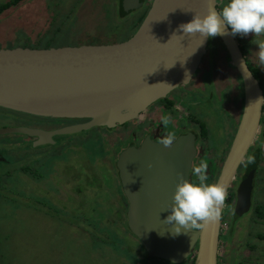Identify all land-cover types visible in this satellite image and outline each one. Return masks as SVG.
<instances>
[{
  "label": "water",
  "instance_id": "95a60500",
  "mask_svg": "<svg viewBox=\"0 0 264 264\" xmlns=\"http://www.w3.org/2000/svg\"><path fill=\"white\" fill-rule=\"evenodd\" d=\"M213 4L216 8V0H151L135 31L120 42L0 48V107L44 117L86 119L54 131L31 132L41 137L131 120L153 101L188 83L209 37L185 35L178 26L189 22L194 13L203 15ZM143 5V0H121L119 7L129 14ZM217 37L243 86L241 117L215 177L228 191L258 134L262 104L255 102L263 94L230 29ZM13 131L25 129L0 128V134ZM194 154L191 133L177 136L170 148L146 138L139 147L130 145L119 154L127 227L147 258L179 264L194 252L192 264H217L221 218L203 229H182L180 234H173L172 225L165 223L170 213L164 210L172 203L177 174L189 178ZM252 175L247 166L236 186L233 212L238 216L251 206Z\"/></svg>",
  "mask_w": 264,
  "mask_h": 264
},
{
  "label": "rangeland",
  "instance_id": "374dc122",
  "mask_svg": "<svg viewBox=\"0 0 264 264\" xmlns=\"http://www.w3.org/2000/svg\"><path fill=\"white\" fill-rule=\"evenodd\" d=\"M6 1L9 0H0V4ZM144 1L147 4L151 0ZM222 2L221 6L227 0ZM140 9L119 16L118 0H22L0 14V48L35 42H49V48L120 42L129 34ZM234 36L264 85V66L259 64L258 45L253 43L264 37H254L252 33ZM211 52L213 59H221L218 47ZM208 58L206 61L212 62ZM218 67L220 70V65ZM230 72V69L225 70L223 74ZM228 94L224 90L218 99L231 101ZM200 107L206 108L207 102ZM227 107L228 113L238 110L233 102ZM13 121L14 116L9 111L0 109V123ZM263 129L264 122L258 129L257 139ZM99 135L97 139L87 140L90 135L77 134L73 137L75 146L54 156L55 151L51 153L48 148L31 151L34 153L31 156L26 155L25 149L5 154L6 160L0 167V173L6 174L1 180L6 185L0 183V264H158L147 257L137 261L138 253L133 251L135 242L120 225L118 212L123 209L113 200V196L118 195L109 192L110 176L115 173L109 160H114V153L121 145L110 142L113 139L110 135H117V131ZM259 139V143L256 140L253 145L261 149V164L249 212L235 216L231 214L228 196L225 201L218 243L219 264L238 261L264 264V137ZM100 149L104 150L103 155L96 154ZM39 152L43 156L36 158ZM40 169L45 175L35 180L32 176L38 177L36 171ZM207 171L215 172L213 168ZM94 174L97 178L92 177ZM212 176L215 177L214 173ZM234 187L233 180L230 188ZM230 229L234 230L233 234ZM120 239L125 242L121 244ZM250 245L253 250H248Z\"/></svg>",
  "mask_w": 264,
  "mask_h": 264
},
{
  "label": "flooded vegetation",
  "instance_id": "af4514ba",
  "mask_svg": "<svg viewBox=\"0 0 264 264\" xmlns=\"http://www.w3.org/2000/svg\"><path fill=\"white\" fill-rule=\"evenodd\" d=\"M222 3H223L222 0H216V8L218 11L221 9ZM145 6H148V3L147 4L144 3V5L141 8L143 7L145 8ZM234 38L237 42L236 44L238 45V41L235 36ZM206 44H207L206 51L202 56L196 71L193 73L188 83L178 85L177 87L169 91L164 97L153 101L144 110L139 112L135 118L128 120L120 125H115L114 127L93 126L88 129L81 130L77 133L54 134L50 137H45V136L41 137L38 134H33L31 132H34L36 130H39L41 132L54 131L57 129H61L62 127H66L69 125L76 124L78 122L86 121V119L44 117V116L27 114V113L9 110L0 107L1 110L9 111L14 116V121L12 123H8V122L0 123V128L10 127V128L25 129V131L23 132L13 131V132H6L0 134V167L3 160H6L4 158L6 157L5 154L9 153L12 150L25 149L27 150L26 155L31 156L34 154L31 153V151L38 150L40 148H42L43 150L44 148H48L50 151H52L51 153L55 151V154L52 155L54 156L57 155L63 149L66 148L71 149L72 148L71 146L74 145L73 137L77 136V134L85 132L86 135H90V137L87 140H92L101 137L99 134H102L104 132L109 134V132L117 131V135H110L109 138H113L110 139L111 141L108 140L103 135L106 141H110L112 144L121 145V147H119L118 152L114 153L116 154L114 160L113 161L109 160L111 163L110 164L111 169H114L115 171L114 175L110 176L111 190L109 189V192L118 195L117 197H115V195L113 196V200L118 201L119 206L121 207V209H123L121 210V213L118 212L120 216V217L118 216L119 217L118 220H120V225L121 227H123V230L125 231L126 235L135 242L133 251H135V253H138V260H137V256H135V260L140 261V259L146 258L145 251L142 249L141 246H139V242L137 238L128 230L127 227V216H126L127 200L120 185V180L118 178L119 174L117 170V160L120 152L124 150L126 147L130 145H133L134 147H139L140 144L146 138H149L153 142L160 143V140L164 136V134L167 131H171L172 129H174L176 136L186 133H191L193 135L195 154L192 159L191 168L194 164H198L201 159L203 160L208 159L209 160L207 162L208 169L213 168L215 172L207 171V174L210 179L212 173H214V176L217 177L219 170L222 166V161L228 151L232 138L235 134L236 127L241 117L242 108H243V86L238 72L231 65L229 57L223 45H221V42L218 39V37L217 36L209 37L208 42ZM214 47L215 48L218 47V50L221 53L220 55L221 59L219 61H217L216 58L213 59L211 51L212 48ZM240 50L243 54V57L245 59L248 68L250 69L251 73L254 74L253 76L257 79L259 86L262 89V94L264 97V85L262 81H260L259 79L258 70L252 65H250V63L248 62L245 56V53L241 48ZM206 58L210 60L212 59L211 60L212 62L209 61L208 63V61H206ZM219 65H220V70L218 67ZM229 69L231 71L229 74H223L225 70H229ZM252 69H255L256 72H253ZM255 74H257V76ZM220 84H222V86L219 89ZM224 90H227L229 92L227 98H229L230 96L229 99H231V101L236 106H238V110L230 111V113H228L227 106L229 103L231 104L232 102L229 101L228 99L227 101L225 100L221 101L218 99V97L220 98V94L223 93ZM205 101L207 102V107L206 108L200 107V104L205 103ZM164 114H168L172 117V123L167 128H165V126L161 122V116ZM189 118L190 120H188ZM263 122H264V109L262 104L260 123L263 124ZM216 135H218L217 140H216ZM256 140H257V136L245 155V161L241 163L237 169L236 177H234L235 187L232 189L230 188L233 185V181H232V183H230V187L228 188V194H229L228 197L231 200L232 211L234 207L233 200L236 191V186L239 182V178L247 168V163H246L247 157L255 148V145L253 144L255 143ZM40 154L41 156H43L42 152H39L35 154L36 158ZM96 154L103 155L104 150L103 149L97 150ZM1 155L3 156L1 157ZM191 168L188 176L190 179L192 178ZM41 170L42 169L36 171L38 177H35L34 174L32 178H34L35 180L37 178L38 179L41 178L44 174L41 173ZM52 173L57 175L60 174L57 171H52ZM5 177L6 174H3L1 172L0 183L6 185V183L2 182L3 178ZM82 177H85V175ZM92 177L97 178L95 174ZM215 177L212 176V181L216 179ZM255 177H257V171L253 173L251 177L252 179L251 198H252L254 184L256 182ZM30 178L31 177H29L28 179L30 180ZM84 179L86 180V178ZM88 182H90V179ZM76 183H78V180L75 181V184ZM31 184L33 183L29 182V185ZM75 188H77V184ZM76 190L80 191L79 189ZM111 193H109V195ZM110 197L111 196H109V198ZM120 207H118L119 208L117 209L118 211H120ZM248 212L249 211L243 213V215ZM120 242L121 244H123L125 241L120 239ZM248 250H253V248L250 247ZM135 253L133 254L136 255ZM237 253L238 250L235 251V254ZM193 257H194V252L192 253L191 257H188L189 260L186 259L185 261L179 264H184L185 262L187 264H192ZM149 259H154L155 261H158V264H174L157 257H151ZM154 264L157 263L155 262Z\"/></svg>",
  "mask_w": 264,
  "mask_h": 264
},
{
  "label": "clouds",
  "instance_id": "9594fccd",
  "mask_svg": "<svg viewBox=\"0 0 264 264\" xmlns=\"http://www.w3.org/2000/svg\"><path fill=\"white\" fill-rule=\"evenodd\" d=\"M178 28L185 35L199 34L203 38L225 34L226 28H230L232 35L252 33L254 37H264V0H227L219 11L213 4L206 13H194L189 22L181 23ZM253 43L258 45L259 64L264 66V39L253 40ZM255 104H264V97ZM161 122L167 128L172 117L164 114ZM176 139L175 131H167L160 143L170 148ZM253 162L254 156L249 155L246 163ZM207 169L208 163L201 159L192 166L191 179L177 174L172 203L164 210L170 213L165 223L172 225L173 234H180L182 229L185 232L203 229L222 217L227 186L222 181L209 182Z\"/></svg>",
  "mask_w": 264,
  "mask_h": 264
},
{
  "label": "trees",
  "instance_id": "16d2710c",
  "mask_svg": "<svg viewBox=\"0 0 264 264\" xmlns=\"http://www.w3.org/2000/svg\"><path fill=\"white\" fill-rule=\"evenodd\" d=\"M20 1H22V0H9V1H6V2H4L3 4H0V14L4 11V10H6V9H8L9 7H11V6H14V5H17ZM144 1V0H143ZM120 2H121V0H118V14H119V16H124V15H126V14H124V13H122L121 12V9H120V7H119V5H120ZM146 10H147V6H145V8L143 7V8H141L140 9V11H139V13L135 16V18H134V20H133V22H132V24H131V30L128 32L129 34L127 35L128 37L131 35V33L136 29V27L139 25V23L141 22V20H142V18H143V16L145 15V12H146ZM135 11V10H134ZM127 36H125V38L124 39H126V38H128ZM122 40V39H121ZM22 46H28V47H34V48H42V47H48L49 46V42H46V43H44V44H40V43H31V44H28V43H23V45ZM240 46V45H239ZM240 48L242 49V47L240 46ZM243 50V49H242ZM252 71L253 72H256V70L255 69H252ZM254 75V74H253ZM256 76H257V74H255ZM263 109H264V104H263ZM264 137V129L261 131V133H260V137L259 138H262V137ZM257 139V142L259 143V140L260 139ZM250 155H252V156H254V162L253 163H247V166L249 167V170L251 171V172H253V171H255V169H256V171H257V169L260 167V160H261V156H262V154H261V149H260V147H258L257 145L255 146V148L253 149V151L250 153ZM255 171V172H256ZM255 172H253V173H255ZM231 214H234L235 216H238V215H236L233 211H231ZM120 217V216H119ZM241 217V216H240ZM222 218V217H221ZM107 223H110L109 221L107 222ZM221 223H223L222 221H221ZM111 224H113V223H111ZM220 228H222V227H220ZM108 229H112V227H109ZM111 232V231H110ZM230 232L233 234L234 233V230H232V229H230ZM113 233V232H112ZM220 235L221 234H219V237H220ZM223 236H226V234H225V232H224V234H223ZM263 237V235L261 236V238ZM220 239V238H219ZM122 240V239H121ZM251 246V245H250ZM252 247V246H251ZM219 257H218V255H217V264H219ZM236 264H246V263H244V262H240V261H238Z\"/></svg>",
  "mask_w": 264,
  "mask_h": 264
}]
</instances>
